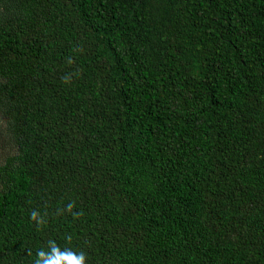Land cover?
Masks as SVG:
<instances>
[{
	"label": "trees",
	"instance_id": "obj_1",
	"mask_svg": "<svg viewBox=\"0 0 264 264\" xmlns=\"http://www.w3.org/2000/svg\"><path fill=\"white\" fill-rule=\"evenodd\" d=\"M0 133V264H264V0H0Z\"/></svg>",
	"mask_w": 264,
	"mask_h": 264
},
{
	"label": "clouds",
	"instance_id": "obj_2",
	"mask_svg": "<svg viewBox=\"0 0 264 264\" xmlns=\"http://www.w3.org/2000/svg\"><path fill=\"white\" fill-rule=\"evenodd\" d=\"M62 82H68L69 77L64 76L61 78ZM73 207V204L67 205L68 210L70 211ZM31 218L36 220L37 213L33 211L31 213ZM39 223H43V221H39ZM71 240V237H68ZM48 244L51 248V251L40 250L37 253V258L33 262V264H86V254L83 251L75 252L69 248L61 251L59 246L54 241H48Z\"/></svg>",
	"mask_w": 264,
	"mask_h": 264
},
{
	"label": "rangeland",
	"instance_id": "obj_3",
	"mask_svg": "<svg viewBox=\"0 0 264 264\" xmlns=\"http://www.w3.org/2000/svg\"><path fill=\"white\" fill-rule=\"evenodd\" d=\"M12 150L13 148L10 147L8 139L0 133V160H3V158Z\"/></svg>",
	"mask_w": 264,
	"mask_h": 264
}]
</instances>
